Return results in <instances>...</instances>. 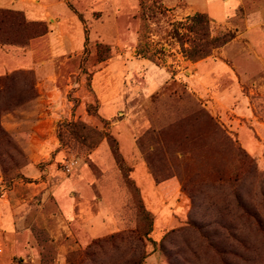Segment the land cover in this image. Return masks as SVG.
Returning a JSON list of instances; mask_svg holds the SVG:
<instances>
[{
	"label": "rangeland",
	"instance_id": "374dc122",
	"mask_svg": "<svg viewBox=\"0 0 264 264\" xmlns=\"http://www.w3.org/2000/svg\"><path fill=\"white\" fill-rule=\"evenodd\" d=\"M62 1L81 40L58 28L23 43L0 19V58L23 61L0 71V264H264V0L224 20L196 0ZM196 12L211 36L236 31L211 55L232 69L214 85L226 99L189 86L176 35ZM108 20L135 40L99 41ZM110 57L122 78L107 118L94 82ZM140 58L181 76L149 95Z\"/></svg>",
	"mask_w": 264,
	"mask_h": 264
},
{
	"label": "crops",
	"instance_id": "0c3cea01",
	"mask_svg": "<svg viewBox=\"0 0 264 264\" xmlns=\"http://www.w3.org/2000/svg\"><path fill=\"white\" fill-rule=\"evenodd\" d=\"M55 1L56 5H54ZM196 1L197 5L200 6V9H203L205 12L207 11L214 19L217 20L227 19L228 16H231L235 10L240 9L244 5V0ZM65 4V1L62 0H0V7L21 10L29 20L46 21L53 17L54 25L49 24V30L44 35L38 37L39 39L44 38L48 41H51L52 39L55 40L58 33L57 29L62 28L66 34H68L70 29V33H75L77 40H81L84 38V35L82 37L84 31L82 32V29L80 28V22H78L77 18L74 17L75 14L68 7H66ZM112 8L114 9V7ZM58 11H60V17ZM56 16L59 18H56ZM97 22L98 24L96 23V28L94 29V36L95 38H98L99 41H116L121 39L129 40L131 38L135 40L136 33H132L128 28L120 31L114 20H108L104 23H101L100 21ZM252 27H254L253 24L250 25V28ZM243 34L244 36L249 37V28L245 29ZM235 37L233 39H235ZM226 44H229V42ZM31 49L27 51L25 57L29 66L32 65L33 62ZM34 50H36V48H34ZM256 54L260 57H264L263 52H256ZM211 55L196 62H191L194 64V72L191 74V77H188L189 86L190 88L196 90L197 93L208 89L216 90L218 97L226 99L225 97H228V92H222L219 86L217 88L214 87V85L217 81L222 79V76L228 74L232 69L222 60V58L213 59ZM112 59L113 57H110L107 60L99 62L95 71L96 75L94 82V93L98 100L99 113L107 118H111L114 115L119 114L118 108L121 90L119 81L122 77L119 75L120 71L118 70V66L113 63ZM19 60L20 59L17 57L11 55L10 59L7 61L0 58V71H6L10 66L12 67L15 64L18 66L22 65L23 61ZM125 62L127 63V66H130L126 58ZM135 62L136 63L134 64L136 66H141L146 72V93L149 95L159 90L160 87L167 83L168 80H175L178 79V76H181L180 72L174 73L173 71H168L165 69V66H157L147 58L136 59ZM123 65H125V63ZM113 75H115V77ZM195 86L196 88H194ZM40 143L43 158L46 159L48 157H52L57 145H54V143H50L46 140H41ZM29 247H31L30 244Z\"/></svg>",
	"mask_w": 264,
	"mask_h": 264
},
{
	"label": "trees",
	"instance_id": "16d2710c",
	"mask_svg": "<svg viewBox=\"0 0 264 264\" xmlns=\"http://www.w3.org/2000/svg\"><path fill=\"white\" fill-rule=\"evenodd\" d=\"M71 8V7H70ZM1 21L6 20L13 29V32L21 33L26 43L28 40L44 35L48 29L43 21L27 20L22 11L3 9L0 10ZM188 21L186 32H177L176 39L180 45L182 55L191 62H196L207 56H210L215 50L222 47L235 37V31L226 30L218 35L211 36L209 31V22L207 15L204 12H196L186 18ZM188 38V39H186ZM186 40L189 41V47H185ZM103 61V60H102ZM3 77H0V80ZM1 82V81H0ZM171 95H177L175 91L170 92ZM206 117L208 115L205 114ZM115 159L121 161L117 148L113 147ZM142 217L150 215L146 210H142ZM150 219V218H149ZM144 256L141 255L133 264H141Z\"/></svg>",
	"mask_w": 264,
	"mask_h": 264
},
{
	"label": "built area",
	"instance_id": "2783aa9c",
	"mask_svg": "<svg viewBox=\"0 0 264 264\" xmlns=\"http://www.w3.org/2000/svg\"><path fill=\"white\" fill-rule=\"evenodd\" d=\"M2 248H0V252H1Z\"/></svg>",
	"mask_w": 264,
	"mask_h": 264
}]
</instances>
